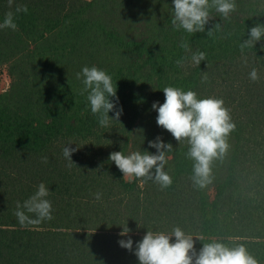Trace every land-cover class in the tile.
I'll return each instance as SVG.
<instances>
[{"label":"trees","instance_id":"trees-1","mask_svg":"<svg viewBox=\"0 0 264 264\" xmlns=\"http://www.w3.org/2000/svg\"><path fill=\"white\" fill-rule=\"evenodd\" d=\"M235 4L227 18L211 8L205 31L188 33L172 25L173 0H14L11 9L0 0V23L17 5L28 8L16 14V30L0 29V72L11 77L0 90V264H139L136 242L148 229L177 226L203 237L197 252L213 240L242 243L264 264V39L240 50L248 30L264 24V0ZM185 42L189 50L180 47ZM198 51L206 53L199 66L191 61ZM85 66L117 83L120 122L102 127L91 112L77 77ZM167 86L222 98L236 124L205 188L193 183L187 141L179 144L157 124L152 105L164 102ZM158 136L173 145L165 166L173 183L126 182L110 153L155 154L149 141ZM70 142L81 146L71 167L62 151ZM40 183L53 218L22 227L17 204ZM126 223L131 251L119 243L128 238L120 236Z\"/></svg>","mask_w":264,"mask_h":264},{"label":"clouds","instance_id":"clouds-1","mask_svg":"<svg viewBox=\"0 0 264 264\" xmlns=\"http://www.w3.org/2000/svg\"><path fill=\"white\" fill-rule=\"evenodd\" d=\"M14 0H8L9 8H12ZM174 16L172 25L176 29H184L188 33L204 32L205 26L212 18L210 9L227 18L230 13L236 10L235 0H173ZM26 5H17L15 11H8L0 23V29H17L15 16L19 13H27ZM220 28L217 23L215 27L208 30L207 35L212 36L215 30ZM249 39L240 44L241 53L245 48L255 47L256 43L264 39V24L257 23L248 30ZM189 50L185 42L180 45ZM264 49V45H261ZM206 60V53L198 51L193 53L191 61L199 66ZM182 59L176 60L177 66H183ZM244 63H247L245 58ZM83 77V91L88 92L87 100L90 103L91 112L98 116L100 126L107 127L111 120L119 121L123 113L122 107H117L119 97L117 96V83L114 86L112 76L105 70L96 66H85L82 73L77 77ZM250 79H259L257 69L253 68L249 73ZM204 79H207L205 75ZM165 100L154 102L152 108L157 110V124L166 129L179 142L187 141L189 151L188 158L193 163L192 180L197 188H205L213 181L212 165L215 160L223 159L227 154L230 145L228 138L235 130L230 110L225 107L224 100L214 96L199 98L193 90H183L178 87H164ZM115 97V101L110 99ZM115 111L110 117L109 112ZM72 142L63 148V156L68 160V166L74 163L72 154L79 147H70ZM149 146L157 149L155 154L145 151H132L125 154L123 151L110 153L109 160L114 162L117 168L123 173L126 182L134 179L152 180L162 188L169 187L172 177L165 171L168 163V154L172 152L173 145L165 143L161 137L149 141ZM45 162L47 158L45 157ZM98 170V169H97ZM49 189L44 183H40L38 190L23 205L17 204L15 216L22 227L32 224H39L44 220H51L52 204L46 199ZM95 198L99 200L101 193L97 192ZM27 213L35 214V219L30 218ZM122 226L120 232V245L128 250L133 249V240L130 236L132 230L128 223ZM138 227H143L138 223ZM175 237V241L172 240ZM195 238V239H194ZM196 239L203 241L202 236L186 234L179 226L174 227L171 232L150 230L146 232L142 240L136 242L135 254L139 264H258V260L248 251L244 244L229 246L226 243L215 241L203 243L202 248L197 252L195 248Z\"/></svg>","mask_w":264,"mask_h":264},{"label":"rangeland","instance_id":"rangeland-1","mask_svg":"<svg viewBox=\"0 0 264 264\" xmlns=\"http://www.w3.org/2000/svg\"><path fill=\"white\" fill-rule=\"evenodd\" d=\"M11 83V77L9 73L7 72V69H4L2 72H0V90L5 91L10 87Z\"/></svg>","mask_w":264,"mask_h":264}]
</instances>
